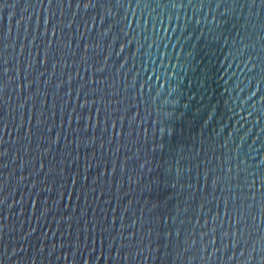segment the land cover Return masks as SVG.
I'll return each instance as SVG.
<instances>
[{
	"label": "water",
	"instance_id": "95a60500",
	"mask_svg": "<svg viewBox=\"0 0 264 264\" xmlns=\"http://www.w3.org/2000/svg\"><path fill=\"white\" fill-rule=\"evenodd\" d=\"M84 2L0 0V264H264L261 0Z\"/></svg>",
	"mask_w": 264,
	"mask_h": 264
},
{
	"label": "snow or ice",
	"instance_id": "6c2138e0",
	"mask_svg": "<svg viewBox=\"0 0 264 264\" xmlns=\"http://www.w3.org/2000/svg\"><path fill=\"white\" fill-rule=\"evenodd\" d=\"M49 2L51 3V0H49ZM253 3H255V0H253ZM261 3H262V5H264V0H261ZM77 6L79 7L80 5L77 4ZM83 6L85 9L92 7L93 6L92 0H87V2L83 3ZM262 183H264V182H262Z\"/></svg>",
	"mask_w": 264,
	"mask_h": 264
}]
</instances>
